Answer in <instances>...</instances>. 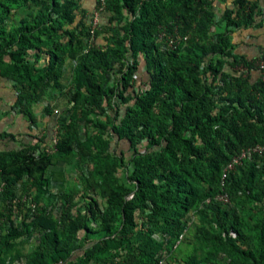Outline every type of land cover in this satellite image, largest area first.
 Segmentation results:
<instances>
[{
    "label": "trees",
    "instance_id": "trees-1",
    "mask_svg": "<svg viewBox=\"0 0 264 264\" xmlns=\"http://www.w3.org/2000/svg\"><path fill=\"white\" fill-rule=\"evenodd\" d=\"M95 9L100 17L103 11L110 13L106 41L84 50L93 14L88 23L81 0H0V21L11 10L22 14L9 30L0 27V77L12 82L14 106L30 124L36 122L31 106L49 89L62 87L65 62L76 58L70 107L56 118L54 152L43 147L52 129L32 144L0 150L6 210L12 212L15 189L24 177L38 195L46 192L53 157L79 155L93 164L83 179L84 192L77 196L70 190L63 196L59 219L34 212L20 229L4 236L0 264H15L21 257L8 237L28 235L34 228L44 233L30 264H90L123 251L127 264H159L163 250L177 249L185 217L193 209L200 224H213L202 261L214 252L224 254L225 264H264V154L244 161L222 183L223 170L234 156L264 144V68L255 65L257 59L236 52L232 42L233 29L264 25V9L257 1L233 0L222 14L226 29L217 35L211 32L216 23L213 0H97ZM175 30L187 39L168 48L159 34ZM139 55L149 76L143 91L135 90ZM222 60L233 73L222 70ZM255 70L260 76L252 78ZM93 114L108 119L98 127L95 141L102 142L106 132L133 150L128 175L132 193L116 176L123 160L114 159L109 142H102L101 149L80 140V124L90 129ZM6 138L12 135L0 132V139ZM143 143L144 152L139 150ZM223 193L236 208L222 207L226 204L216 197ZM93 194L101 196L102 207ZM81 231L84 241L95 242L72 259Z\"/></svg>",
    "mask_w": 264,
    "mask_h": 264
},
{
    "label": "rangeland",
    "instance_id": "rangeland-1",
    "mask_svg": "<svg viewBox=\"0 0 264 264\" xmlns=\"http://www.w3.org/2000/svg\"><path fill=\"white\" fill-rule=\"evenodd\" d=\"M96 1L81 0L82 8L87 12L88 23L90 15L95 12L99 14V11L95 9ZM214 1L216 23L211 32L213 35H217L223 33L226 29L225 23L222 21V14L228 3L225 0ZM251 1H257L261 11L264 9V0ZM20 13L17 10H11L10 16L0 21V27L9 30L12 22L22 16ZM109 17L110 13L108 11L102 12L100 17L101 26L98 27L99 34L93 40L90 37H85L84 50L106 41V27L104 26H106ZM126 23V20H124L122 23L123 27H126ZM175 31H177V34L180 33L178 30ZM232 37L236 52L246 55L249 60L257 59L256 66L264 65V60L258 58V56H264V25L260 28L233 29ZM138 62L139 67L135 73V90L143 91L149 86V76L146 72L145 59L142 55H139ZM75 65L76 58H67L64 66L62 87L60 89H49L47 95L31 106L30 110L36 117V122L33 124L35 129L32 130L34 133H31V135L37 134L36 138L38 140L48 133L52 123H54L53 125L57 124V117L67 114V110L70 107L69 92L72 86V72ZM221 68L224 72L233 73L227 60H222ZM240 72H243L244 75L249 74L245 68H240ZM251 76L252 78H257L260 74L255 70L251 72ZM15 101L16 93L12 87V82L0 77V132H4L2 126H9L5 131L12 135L10 139H0V150L19 149L27 144L25 141L30 137L27 130H25L29 121L19 114V108L14 106ZM48 110H51L54 114L50 116L51 113H48ZM55 110H57V114H55ZM124 110V107L120 109L121 115L124 114ZM91 119L93 126L90 129L80 124L78 131L80 140L87 147H98L101 149H103L104 142H109L110 153L115 157L114 159L123 160V165L116 168V176L125 185L127 192L132 193L134 185L128 181V175L131 173L133 150L127 141L117 140L115 136H109L106 132L101 134L103 143L95 141L94 136L98 133V127L103 126V123L107 122L108 119L106 115L102 114H93ZM58 123L61 124V120ZM144 145L145 143L139 145V150L142 152L146 151ZM92 167L93 164L89 158H82L79 155H73L69 160L53 157L46 173V177L49 180L48 185L45 186L46 192L38 195L34 189L29 188L26 177L22 178L15 189V200L11 213L6 210L3 192L0 193V248L4 247V236L20 229L22 220L29 218L34 212H44L49 217L59 219L62 213L63 196L70 190H76L78 192L77 196L81 195L87 184L83 179L88 177V172ZM92 196L98 199L102 207L103 199L101 196L94 194ZM222 207L226 210L236 208L234 203L229 200ZM185 223L186 230L180 241L176 243L177 249L172 247V250L165 249L160 253L161 258H164L163 264H225L227 262L224 254L218 253L214 255V252L209 261H202L210 248L209 234H211L213 224L208 222L200 224L199 215L195 209L186 215ZM244 224L250 226L251 221L246 219ZM90 226L94 229L98 228V223L92 222ZM43 233V230L34 228L28 235L16 238L13 236L8 237L9 242L17 246L21 252V257L15 264H30V259L39 247ZM156 237L158 238V236ZM78 238V248L72 252V259L82 256L86 248L95 242L92 239L84 241V233L82 231L79 232ZM123 252L120 255L114 252V258L101 262H91L90 264H127L123 261Z\"/></svg>",
    "mask_w": 264,
    "mask_h": 264
},
{
    "label": "built area",
    "instance_id": "built-area-1",
    "mask_svg": "<svg viewBox=\"0 0 264 264\" xmlns=\"http://www.w3.org/2000/svg\"><path fill=\"white\" fill-rule=\"evenodd\" d=\"M100 1L102 3L104 2V0H100ZM98 24H99V14L98 12H95L92 16V27L90 30L91 40L94 39V32L97 29ZM159 39L164 40L168 48L174 49L177 46H179L181 43L185 42L187 37L177 34V32L168 33L166 31H161L159 34ZM259 67L263 69L264 65H260ZM57 113H58L57 110H55V114ZM57 142H58V126L57 124H55L52 128L50 136L48 137L47 140L48 145H43L45 151L48 153L54 152ZM263 154H264V144H257L244 148L239 154L234 156L224 168L222 173V183L224 182L227 175L231 171L236 169L237 166L242 165L244 161L250 159L254 155L262 156ZM3 189H4V182L0 181V193L3 191ZM216 199L224 204L228 203L229 200L227 194L225 193L218 195ZM181 238L182 236H180L178 242L180 241ZM163 263H164L163 260L159 262V264H163Z\"/></svg>",
    "mask_w": 264,
    "mask_h": 264
},
{
    "label": "crops",
    "instance_id": "crops-1",
    "mask_svg": "<svg viewBox=\"0 0 264 264\" xmlns=\"http://www.w3.org/2000/svg\"><path fill=\"white\" fill-rule=\"evenodd\" d=\"M91 1V0H90ZM225 2L226 3H228L227 4V8H231L232 7V2H233V0H225ZM230 2V3H229ZM92 4V3H91ZM214 4H215V1H214ZM21 115V114H20ZM23 116V115H22ZM54 122V121H53ZM54 123H52V125L50 126V128H49V130H48V132L49 131H51V129L53 128V125ZM6 128H9V126H2V130H4V132H6L5 130H6ZM33 129H35V127L33 126V124H27L26 125V129L25 130H27V132L29 133V135H30V137H28V140H26L25 142L27 143V144H32L33 143V141L35 140V138H36V135L37 134H33V136L31 135V133H34V131H32ZM48 134V133H47ZM39 137V136H38ZM7 139V138H6Z\"/></svg>",
    "mask_w": 264,
    "mask_h": 264
}]
</instances>
